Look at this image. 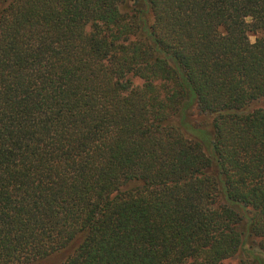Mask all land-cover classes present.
Wrapping results in <instances>:
<instances>
[{
    "label": "trees",
    "instance_id": "1",
    "mask_svg": "<svg viewBox=\"0 0 264 264\" xmlns=\"http://www.w3.org/2000/svg\"><path fill=\"white\" fill-rule=\"evenodd\" d=\"M263 98L264 0H0V264H264Z\"/></svg>",
    "mask_w": 264,
    "mask_h": 264
},
{
    "label": "rangeland",
    "instance_id": "2",
    "mask_svg": "<svg viewBox=\"0 0 264 264\" xmlns=\"http://www.w3.org/2000/svg\"><path fill=\"white\" fill-rule=\"evenodd\" d=\"M249 39H250L251 42L254 41V37L253 36H249ZM254 106L255 107H264V98L261 99L260 101L256 102ZM62 258H63V256L57 255V256H53V257H51V258H49L47 260L35 263V264H57Z\"/></svg>",
    "mask_w": 264,
    "mask_h": 264
}]
</instances>
